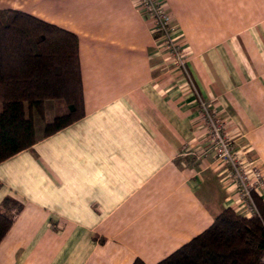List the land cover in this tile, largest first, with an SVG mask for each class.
<instances>
[{
	"label": "crops",
	"instance_id": "1",
	"mask_svg": "<svg viewBox=\"0 0 264 264\" xmlns=\"http://www.w3.org/2000/svg\"><path fill=\"white\" fill-rule=\"evenodd\" d=\"M193 90L134 0H0L79 36L85 114L0 161V264H157L225 207L199 94L264 174V0H164ZM264 198V183L258 188Z\"/></svg>",
	"mask_w": 264,
	"mask_h": 264
},
{
	"label": "trees",
	"instance_id": "2",
	"mask_svg": "<svg viewBox=\"0 0 264 264\" xmlns=\"http://www.w3.org/2000/svg\"><path fill=\"white\" fill-rule=\"evenodd\" d=\"M50 100L61 112L38 132L35 116L46 120ZM84 114L79 36L29 12L0 8V161ZM253 197V214L223 208L207 229L157 264H264V198L258 191ZM11 225L0 212V242Z\"/></svg>",
	"mask_w": 264,
	"mask_h": 264
},
{
	"label": "built area",
	"instance_id": "3",
	"mask_svg": "<svg viewBox=\"0 0 264 264\" xmlns=\"http://www.w3.org/2000/svg\"><path fill=\"white\" fill-rule=\"evenodd\" d=\"M138 10L142 11L152 23V31L160 46L169 55L174 66L188 79L193 90L196 86L188 69L185 49L178 37L179 28L167 9L164 0H134ZM199 115L205 124L208 138L217 161L227 167L231 184L240 199L247 204L249 211L256 209L253 193L264 183V174L256 164H247L235 145L234 139L225 130V121L212 109L197 91Z\"/></svg>",
	"mask_w": 264,
	"mask_h": 264
},
{
	"label": "rangeland",
	"instance_id": "4",
	"mask_svg": "<svg viewBox=\"0 0 264 264\" xmlns=\"http://www.w3.org/2000/svg\"><path fill=\"white\" fill-rule=\"evenodd\" d=\"M59 112L61 111L58 110L57 106H55L54 100L48 101L47 102V112H46V117H45L46 120L41 118L39 115L35 116V124H36V128L38 132H41L43 130L45 121H51L56 115V113H59Z\"/></svg>",
	"mask_w": 264,
	"mask_h": 264
}]
</instances>
